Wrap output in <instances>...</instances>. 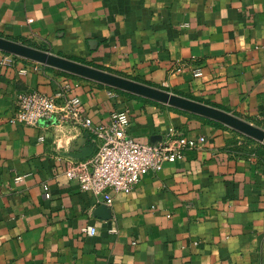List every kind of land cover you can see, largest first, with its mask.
<instances>
[{
  "label": "crops",
  "instance_id": "crops-1",
  "mask_svg": "<svg viewBox=\"0 0 264 264\" xmlns=\"http://www.w3.org/2000/svg\"><path fill=\"white\" fill-rule=\"evenodd\" d=\"M0 37L264 124V0H0ZM6 55L0 264H264V159L236 151L226 127L26 58L4 65ZM65 86L94 123L128 111L140 143L170 130L205 143L131 192L110 191L108 207L64 174L93 152L82 124L8 121L23 93Z\"/></svg>",
  "mask_w": 264,
  "mask_h": 264
},
{
  "label": "built area",
  "instance_id": "built-area-1",
  "mask_svg": "<svg viewBox=\"0 0 264 264\" xmlns=\"http://www.w3.org/2000/svg\"><path fill=\"white\" fill-rule=\"evenodd\" d=\"M2 63L11 65L13 56H4ZM195 75H200V71L197 70ZM162 86L166 87L165 84ZM8 121L28 126H37L42 121L82 124L93 136V152L88 158L67 161L64 174L80 192L91 193L108 207L113 203L110 191L131 192L148 172L160 171L165 163L175 162L187 149H195L206 140L203 135L188 138L170 130V135L162 142L140 143L127 133L130 126L128 111L112 112L105 122L94 123L80 97L73 95L68 86L56 93H23ZM42 190L44 197L49 199L48 187L43 185ZM83 232L92 236L95 230L86 227Z\"/></svg>",
  "mask_w": 264,
  "mask_h": 264
},
{
  "label": "water",
  "instance_id": "water-1",
  "mask_svg": "<svg viewBox=\"0 0 264 264\" xmlns=\"http://www.w3.org/2000/svg\"><path fill=\"white\" fill-rule=\"evenodd\" d=\"M0 51L12 56L26 58L37 63L51 66L79 77L210 119L264 143V130L226 111L111 75L3 37H0ZM88 151V149H84L74 155V157L86 158L89 156ZM97 211L104 212L105 218L108 217V209L105 206H99Z\"/></svg>",
  "mask_w": 264,
  "mask_h": 264
},
{
  "label": "rangeland",
  "instance_id": "rangeland-1",
  "mask_svg": "<svg viewBox=\"0 0 264 264\" xmlns=\"http://www.w3.org/2000/svg\"><path fill=\"white\" fill-rule=\"evenodd\" d=\"M250 124L264 130V124L263 125L259 123H256V124L250 123ZM225 129H228L230 131V135H231L230 143L235 147L236 151L254 153L255 155H258L259 158L264 159V143L263 142L253 139L229 127H226Z\"/></svg>",
  "mask_w": 264,
  "mask_h": 264
},
{
  "label": "trees",
  "instance_id": "trees-1",
  "mask_svg": "<svg viewBox=\"0 0 264 264\" xmlns=\"http://www.w3.org/2000/svg\"><path fill=\"white\" fill-rule=\"evenodd\" d=\"M205 121H207V120H205ZM207 122L210 123V124H212V125H214V126L224 127L225 128V126H223V125H221V124H219L217 122H214V121H207ZM256 156L258 157V155H256Z\"/></svg>",
  "mask_w": 264,
  "mask_h": 264
}]
</instances>
